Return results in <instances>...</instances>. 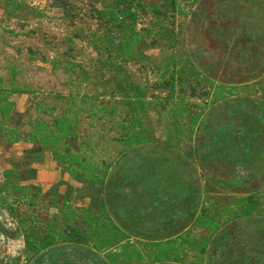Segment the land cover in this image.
<instances>
[{
    "label": "rangeland",
    "instance_id": "1",
    "mask_svg": "<svg viewBox=\"0 0 264 264\" xmlns=\"http://www.w3.org/2000/svg\"><path fill=\"white\" fill-rule=\"evenodd\" d=\"M108 2L0 0V232L25 240L1 244L0 264H264V0H179L186 14L141 0L146 46L122 67L97 17ZM169 31L191 69H166ZM64 112L68 148L100 181L28 139L32 122ZM133 117L149 141L120 138ZM90 225L100 231L65 241ZM28 238L53 244L35 254ZM165 242L181 261L158 259Z\"/></svg>",
    "mask_w": 264,
    "mask_h": 264
},
{
    "label": "trees",
    "instance_id": "2",
    "mask_svg": "<svg viewBox=\"0 0 264 264\" xmlns=\"http://www.w3.org/2000/svg\"><path fill=\"white\" fill-rule=\"evenodd\" d=\"M168 1L173 4L171 7L174 12L177 14H186L184 8L178 4L179 0ZM141 6V0H109L108 4L104 5L102 8H97V17L101 22V25H109L112 28L113 35L110 40L111 47L109 49L113 53L112 61H114L113 63L116 67H122L124 63L136 60L141 47L146 46L147 37L143 31L139 30L137 27L138 18L142 11ZM151 9L155 17L159 18L162 16V10L160 7L154 5ZM168 40L169 46L172 47L174 52L168 57L166 69L169 71L172 67V70H176L177 68H180L179 63H182L181 68H184L185 70L191 69L190 64L186 62L185 58L186 56L189 59V56H183V54L180 55V53L177 52L178 36L176 33L169 31ZM172 76L174 78L176 77L174 73ZM173 82L174 81L172 80V83ZM173 98H170V100L166 99V104H170V101H172ZM130 104L133 106L134 110L136 109L139 113L148 111L147 101L140 96H136ZM0 109H4V112L2 111V116L4 118V116L7 115L5 113L7 108L5 106H0ZM128 120L130 119H125V121L120 124L122 126L120 138L129 144H133L135 141L139 143L149 141V136L143 131L139 132L134 129L136 117H133V121ZM53 122L54 124H52L50 120H35L32 122V130L28 133V139L43 147L51 148L58 162L72 175H88L89 180L100 181L103 171L96 169V164L93 161L83 158L81 154L68 148V140L74 135V117H71L69 113L64 112L63 114L56 116ZM15 139L17 140L18 137ZM66 147L67 149L64 150ZM11 172H13V170L6 171V179L9 178ZM7 186H9L8 182L5 184V187ZM14 189L17 190L22 197H28V188L26 186L15 184ZM104 213H106V219L113 223L107 209H104ZM249 213H251L250 208H243L239 215L244 216ZM212 223H208L210 227H212ZM109 226L111 229H114L113 227L116 228V225L114 224H110ZM220 228V225L218 226L215 222L213 223V233L217 232ZM97 231L100 230H97L96 227L90 225L89 231L85 230L81 233L76 232V234H72L70 237L67 236L68 238H65V241L79 244L80 241L76 242V237H79L80 240H86L87 234ZM27 240L30 247L34 248L35 254L53 244L52 242L47 241L46 238H42L41 240H30V238H28ZM167 246H170L169 242L163 243V249L165 248L166 250L161 253L158 259L163 260L167 257L174 261H181L182 259L180 260V257L172 252V248L169 250ZM111 247L114 248L112 244L108 246V248ZM201 248L202 253L207 249L206 245H201Z\"/></svg>",
    "mask_w": 264,
    "mask_h": 264
},
{
    "label": "built area",
    "instance_id": "3",
    "mask_svg": "<svg viewBox=\"0 0 264 264\" xmlns=\"http://www.w3.org/2000/svg\"><path fill=\"white\" fill-rule=\"evenodd\" d=\"M7 215V214H6ZM5 214L0 211V220L4 219L6 216ZM9 225H13L12 222H9ZM1 244H13L14 245V251L19 252V249L24 247L25 240L23 236L18 237L17 239H11L8 236H6L3 232H0V245Z\"/></svg>",
    "mask_w": 264,
    "mask_h": 264
}]
</instances>
